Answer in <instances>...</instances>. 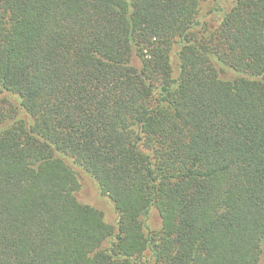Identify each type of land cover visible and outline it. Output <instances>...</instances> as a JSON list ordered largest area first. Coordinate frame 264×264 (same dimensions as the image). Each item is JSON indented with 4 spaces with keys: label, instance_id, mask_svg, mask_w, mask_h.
<instances>
[{
    "label": "trees",
    "instance_id": "16d2710c",
    "mask_svg": "<svg viewBox=\"0 0 264 264\" xmlns=\"http://www.w3.org/2000/svg\"><path fill=\"white\" fill-rule=\"evenodd\" d=\"M0 264H264V0H0Z\"/></svg>",
    "mask_w": 264,
    "mask_h": 264
},
{
    "label": "rangeland",
    "instance_id": "374dc122",
    "mask_svg": "<svg viewBox=\"0 0 264 264\" xmlns=\"http://www.w3.org/2000/svg\"><path fill=\"white\" fill-rule=\"evenodd\" d=\"M78 199L99 210L110 225L114 224L115 215L110 203L98 195L90 181H84V185Z\"/></svg>",
    "mask_w": 264,
    "mask_h": 264
}]
</instances>
